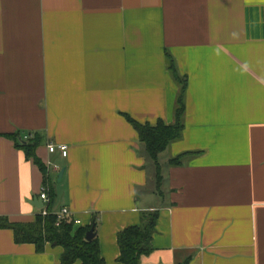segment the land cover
I'll list each match as a JSON object with an SVG mask.
<instances>
[{"label":"crops","instance_id":"1","mask_svg":"<svg viewBox=\"0 0 264 264\" xmlns=\"http://www.w3.org/2000/svg\"><path fill=\"white\" fill-rule=\"evenodd\" d=\"M167 54L186 107L158 185L126 116L174 122ZM188 153L199 155L169 166ZM44 185L73 231L97 218L105 264L145 212L159 217L140 264H264V0H0V222L34 223ZM62 252L0 227V264H59Z\"/></svg>","mask_w":264,"mask_h":264},{"label":"trees","instance_id":"2","mask_svg":"<svg viewBox=\"0 0 264 264\" xmlns=\"http://www.w3.org/2000/svg\"><path fill=\"white\" fill-rule=\"evenodd\" d=\"M165 58H167V71L171 74L174 83L179 87L173 111L174 122L171 125H166L159 120L154 126L147 123L141 125L126 116V119L139 136V142L145 150L146 158L154 167V178L158 185L162 179L160 174L161 167L158 163L159 155L168 149L167 147L172 142L179 141L183 136L187 89L186 77L180 76L173 57L167 54ZM11 137L16 140L17 147L25 152L26 157L32 159L33 163L45 174L46 167L37 160L33 152L35 145L30 144V141H24L23 138L17 135H12ZM198 155L199 153L178 155L170 159L168 163L171 167L182 166L186 160ZM51 203L52 197H50V203L47 207L50 213L47 216H42L40 213L32 224H8L1 220L0 227L13 231L15 243L20 245L25 243L33 244L38 254L44 251L47 244L61 247L63 252L59 264H75L76 262H80V264H105L103 257L100 255L97 235L91 241L85 240V234L90 229L94 228L96 234L99 227L97 218L93 219L89 227L73 231L74 220L71 216L56 225V216L53 215V211L50 208ZM158 217V212H145L141 216L139 226H130V228L117 234L120 254L117 262L119 264H140L142 257L151 254L152 236L155 232Z\"/></svg>","mask_w":264,"mask_h":264},{"label":"built area","instance_id":"3","mask_svg":"<svg viewBox=\"0 0 264 264\" xmlns=\"http://www.w3.org/2000/svg\"><path fill=\"white\" fill-rule=\"evenodd\" d=\"M23 140L27 141L28 137L25 136V138H23ZM46 150L50 154L59 152L63 158H66L68 155L67 147L65 145H61V144H49L46 146ZM46 166L50 167L51 165L48 163ZM48 192H49V189L47 188V186L44 185L43 188L41 189L39 197L45 203H49ZM49 213L50 212H48V210L46 208L41 209L42 216H47ZM53 215L56 216V225H58L61 221L70 217V212L67 211L66 209H60V210L54 211Z\"/></svg>","mask_w":264,"mask_h":264},{"label":"water","instance_id":"4","mask_svg":"<svg viewBox=\"0 0 264 264\" xmlns=\"http://www.w3.org/2000/svg\"><path fill=\"white\" fill-rule=\"evenodd\" d=\"M64 173V170H62L59 175H58V179L61 180V177ZM41 204H42V200H40ZM96 236L95 232H94V228L90 229L89 231L86 232L85 234V240L87 241H91L92 239H94V237Z\"/></svg>","mask_w":264,"mask_h":264}]
</instances>
